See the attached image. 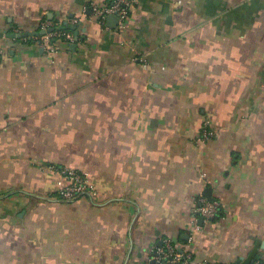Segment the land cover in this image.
I'll use <instances>...</instances> for the list:
<instances>
[{"label":"crops","instance_id":"obj_1","mask_svg":"<svg viewBox=\"0 0 264 264\" xmlns=\"http://www.w3.org/2000/svg\"><path fill=\"white\" fill-rule=\"evenodd\" d=\"M99 2L0 0V264H141L164 238L264 264V0H135L121 29ZM41 21L73 41L8 36ZM47 165L98 197L60 199ZM207 189L215 221L194 212Z\"/></svg>","mask_w":264,"mask_h":264},{"label":"built area","instance_id":"obj_2","mask_svg":"<svg viewBox=\"0 0 264 264\" xmlns=\"http://www.w3.org/2000/svg\"><path fill=\"white\" fill-rule=\"evenodd\" d=\"M135 0H112L110 3H92V15L97 22L104 24L108 15H116L118 18L117 27H124ZM75 20H71V24H75ZM61 24H55L49 21H41L39 24V32L43 31L44 35L34 36L33 39L37 45L46 50L50 54H54L61 49L65 42L73 41V35L69 30L60 28ZM51 28L50 32L47 30ZM14 33H20L14 30ZM209 123L206 121L198 135L197 140L202 142L211 139L215 135V131L210 129ZM46 170H50L56 175V192L60 199L64 201H73L81 197L96 199L98 193L93 184L90 182L89 175L86 172L71 169L65 166L47 165ZM205 175L202 174L201 177ZM221 210V204L217 200H207L199 195L194 212L203 217L206 221H210L216 217L217 212ZM193 228L197 226L193 223ZM147 254L141 264H149L151 259L155 262L164 264H194L190 253H182L178 251L174 244L168 239H162V246L153 253ZM151 256V257H150ZM254 264H260L256 261Z\"/></svg>","mask_w":264,"mask_h":264},{"label":"water","instance_id":"obj_3","mask_svg":"<svg viewBox=\"0 0 264 264\" xmlns=\"http://www.w3.org/2000/svg\"><path fill=\"white\" fill-rule=\"evenodd\" d=\"M117 22H118V18L116 15L112 14V15H108L107 18H106V25L110 28H115L116 25H117ZM61 29L63 30H68V29H74L73 27H71L70 25H67V24H63L61 27ZM52 29L49 28L47 30V32H50ZM45 33L43 31L41 32H33V33H13V34H10L8 35L9 37L11 38H25V37H32V36H37V35H44ZM75 37L77 38V32L75 31ZM204 195H206V197L208 198V200H212L211 199V196H210V190H206L204 192ZM252 257V255L250 256ZM250 260V259H249ZM154 260H151L149 264H154ZM162 264H164V262H162Z\"/></svg>","mask_w":264,"mask_h":264},{"label":"trees","instance_id":"obj_4","mask_svg":"<svg viewBox=\"0 0 264 264\" xmlns=\"http://www.w3.org/2000/svg\"><path fill=\"white\" fill-rule=\"evenodd\" d=\"M112 1V0H111ZM53 23H55V21H52ZM222 210H219L218 212H217V215H216V217L215 218H213L212 220H210V221H215V220H217V219H219V218H221L222 217ZM256 261H259L260 262V264H263V263H261V261L257 258V257H251L250 258V260L248 261V264H254ZM162 264V263H161Z\"/></svg>","mask_w":264,"mask_h":264}]
</instances>
